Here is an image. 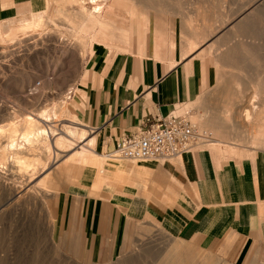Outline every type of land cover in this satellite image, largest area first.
I'll use <instances>...</instances> for the list:
<instances>
[{"label":"rangeland","instance_id":"rangeland-1","mask_svg":"<svg viewBox=\"0 0 264 264\" xmlns=\"http://www.w3.org/2000/svg\"><path fill=\"white\" fill-rule=\"evenodd\" d=\"M98 3L45 0L41 10L0 21V128L18 130L11 138L0 134V152L11 154L0 160V264H264V256L256 254L243 262L227 261L195 242L172 236L154 219H125L112 254L97 252L106 251V243L98 248L90 240L91 247H86L85 239L59 227L60 194L67 192L81 168L93 162L66 161L77 150L80 134L90 135L83 126L77 83L95 61L129 50L133 31H141L153 13L193 16L188 25L204 41L220 25L204 51L213 57L217 82L179 112H190L201 130L210 133L202 147L224 157L264 151V0H104L103 25L85 23ZM60 37L67 40L62 43ZM68 41L75 45L71 51ZM187 41L192 45V39ZM201 105V118L211 119L206 126L195 119ZM247 110L252 112L249 120ZM30 118L31 124H39L33 125L36 133L47 125L43 145L40 142L33 150L24 137ZM217 129L229 143L217 146L211 141L220 137ZM225 147L234 154H223L220 149ZM14 153L36 160L38 169L18 166Z\"/></svg>","mask_w":264,"mask_h":264},{"label":"crops","instance_id":"crops-1","mask_svg":"<svg viewBox=\"0 0 264 264\" xmlns=\"http://www.w3.org/2000/svg\"><path fill=\"white\" fill-rule=\"evenodd\" d=\"M42 3L45 0H0V21L41 10ZM148 18L141 31H133L129 50L95 61L77 83L83 126L90 132L88 137L85 131L80 134L78 147L89 149L100 170L92 163L83 165L67 192L60 194L58 225L72 237L85 239L86 247H91L90 240L98 248L106 243L107 250L98 253L114 252L121 224L132 218L154 219L172 236L233 263L253 254L263 257L264 151L224 157L200 146L177 158L140 161L110 155L120 138L157 116L179 113L217 82L213 57L204 51L211 36L220 32L219 24L204 41L188 25L193 16L163 12ZM201 108L195 119L206 126L211 119L201 118ZM218 133L212 142L229 143ZM220 151L234 154L228 147Z\"/></svg>","mask_w":264,"mask_h":264},{"label":"built area","instance_id":"built-area-1","mask_svg":"<svg viewBox=\"0 0 264 264\" xmlns=\"http://www.w3.org/2000/svg\"><path fill=\"white\" fill-rule=\"evenodd\" d=\"M189 113L157 116L148 126L120 138L110 155L134 161L148 158L165 160L203 146L210 133L202 131Z\"/></svg>","mask_w":264,"mask_h":264},{"label":"bare ground","instance_id":"bare-ground-1","mask_svg":"<svg viewBox=\"0 0 264 264\" xmlns=\"http://www.w3.org/2000/svg\"><path fill=\"white\" fill-rule=\"evenodd\" d=\"M50 1V0H49ZM87 1H89L91 4L92 3H98V2H100V3H98L96 6H95V9H94V13H89V15L85 18V20H83V21H85V23H87L86 21H93V23L95 24V25H93V26H97V25H103V23H102V20H101V13H102V9H103V1L104 0H79V3H81V4H83V5H85V4H87ZM107 1V0H106ZM105 4V3H104ZM140 6V5H139ZM84 7V6H83ZM93 8V7H92ZM85 10V9H84ZM91 10V9H90ZM88 11V10H87ZM86 12V11H85ZM83 15V14H82ZM84 16H86V14L84 15ZM74 19V18H73ZM88 24V23H87ZM92 24V23H91ZM107 24V23H106ZM39 25V24H38ZM108 25V24H107ZM80 26V25H79ZM90 26V25H89ZM83 27H85V25L83 26ZM107 27V26H106ZM110 27V26H109ZM114 27V26H113ZM34 28V27H33ZM80 28V27H79ZM97 28V27H96ZM31 29V28H30ZM20 30V29H19ZM19 30H18V32H19ZM84 30V32H85V29H83ZM93 31V30H92ZM17 32V31H16ZM83 32V33H84ZM95 32V31H94ZM21 33V32H20ZM90 34V33H89ZM92 34V33H91ZM16 34H14V36H15ZM48 36V35H47ZM51 36V35H50ZM49 36V37H50ZM20 37V36H19ZM84 38H85V35L83 36ZM205 37V36H204ZM51 38H52V36H51ZM53 39V38H52ZM86 39V38H85ZM67 40V38H61L60 37V41L63 43V42H65ZM80 40V39H79ZM78 40V41H79ZM92 42V41H91ZM67 43V42H66ZM88 43V42H87ZM65 44V43H64ZM74 45V43H72V42H70V41H68V44H67V46H68V48L67 49H69L70 50V48L71 47H73V45ZM78 44H80V43H78ZM90 44V43H89ZM95 44V43H94ZM72 45V46H71ZM91 45V44H90ZM75 46V45H74ZM78 47V46H77ZM91 47V46H90ZM84 48V47H83ZM72 50H76V49H72ZM71 51V50H70ZM81 51V50H80ZM217 55V54H216ZM253 85V84H252ZM33 92V91H32ZM257 92H259V91H257ZM256 93V92H255ZM57 108V107H56ZM256 114V113H255ZM251 115H252V112H250L249 111V113H248V110H247V113H245V118L247 119V120H249V119H251ZM257 115V114H256ZM260 115V114H259ZM54 119V118H53ZM52 119V120H53ZM257 119V118H256ZM48 120H50L49 118H48ZM255 121V120H254ZM26 122H27V120H26ZM31 122L33 123L34 121H33V119L32 118H30L29 119V123L27 122L26 124H25V126L27 125V124H29L28 125V127L25 129L26 131H25V134H24V137H25V139H26V142H28V145H29V147L33 150V148H35V147H39V145L38 144H40V142L42 141V136H45L46 135V130H45V127L47 126H44V128H38L37 129V133H36V127L39 125L38 123V125L36 124V122L34 123V124H31ZM47 122V121H46ZM51 122V121H50ZM49 123V122H48ZM255 124V123H254ZM33 125H35L36 127L34 128L33 127ZM13 126V125H12ZM2 128V127H1ZM0 128V134H4V133H8L9 135L8 136H10V138L11 137H13V134L14 133H17L16 131H18V130H16V128L15 127H10L8 130H6V132L5 131H3L2 129L4 128H2L1 129ZM48 128V127H47ZM218 128V127H217ZM49 129V128H48ZM215 129V128H214ZM219 129V128H218ZM218 129L216 130L217 132H219L218 131ZM49 133H50V131H49ZM48 133V134H49ZM258 133V132H257ZM70 134V133H69ZM72 134V133H71ZM219 134V133H218ZM221 135V134H220ZM78 137V136H77ZM45 138V137H44ZM79 138V137H78ZM74 139V138H73ZM47 140V139H46ZM64 140V139H63ZM76 142H77V140H75ZM12 142H14V141H12ZM64 142V141H63ZM48 143V142H47ZM65 143V142H64ZM63 143V144H64ZM74 143V142H73ZM75 144V143H74ZM43 144H42V142H41V146H42ZM56 145H57V143H56ZM71 145V144H70ZM78 145V144H77ZM83 144H81L79 147L77 146V148H75V149H77V152L76 153H74V154H69V155H67V161L68 162H70V163H72V162H75V163H78L79 161H81L82 163L83 162H85L86 164L88 163V162H90V160H93L92 159V155H91V152H89L88 150H86L84 147H81ZM85 145V144H84ZM59 146V145H58ZM60 146H63V145H60ZM14 147V146H13ZM13 147L11 148V150H14L13 149ZM25 147V146H24ZM44 147H45V145H44ZM43 147V148H44ZM51 147V146H50ZM49 147V148H50ZM71 147H72V145H71ZM23 148V147H22ZM27 148V147H26ZM36 148V149H37ZM20 150H21V148H19ZM25 149V148H24ZM36 149H34L35 151H36ZM46 149V148H45ZM51 149V148H50ZM49 149V150H50ZM72 149V148H71ZM4 150V149H3ZM10 150V149H9ZM10 150V151H11ZM27 150V149H26ZM38 150V149H37ZM74 150V149H73ZM5 151V150H4ZM16 151H19L18 150V148L16 149ZM29 151H30V149H29ZM92 151V150H91ZM28 152V151H27ZM33 152V151H32ZM31 152V153H32ZM39 152V151H38ZM47 152V151H46ZM52 152V151H51ZM1 153V152H0ZM7 153H8V151H7ZM7 153L6 152H3V153H1L0 154V160H2L3 161V159H5L6 160V157H8V156H11V154L10 155H8L7 156ZM12 153V152H11ZM17 153V152H16ZM49 153V152H48ZM73 153V152H72ZM15 154V153H14ZM96 154V153H95ZM16 155V154H15ZM17 155H19V154H17ZM15 156V162H16V164L18 163V166H19V164L21 165V166H23V167H25V168H28V169H31V168H35L34 166H36L37 165V163L35 164V161L36 160H34V161H31V160H28L27 159V157H21V155L20 156ZM60 155V154H59ZM58 156V155H57ZM103 156V155H102ZM101 156V157H102ZM12 157H14V156H12ZM49 157H51L50 155H49ZM54 157V156H53ZM52 157V158H53ZM60 157V156H59ZM100 157V158H101ZM94 158H95V156H94ZM102 159V158H101ZM100 159V160H101ZM104 159V158H103ZM60 161V160H59ZM99 161V160H98ZM52 162H53V159H52ZM81 162H79V163H81ZM102 162H103V160H102ZM13 163H14V161H13ZM99 163V162H98ZM104 163V162H103ZM91 164V163H90ZM102 164V163H101ZM51 165V164H50ZM91 165H93V163L91 164ZM21 166H20V168H21ZM52 166H54V165H52ZM101 166V165H100ZM19 168V169H20ZM25 168H24V170H25ZM36 168H37V166H36ZM23 169V168H22ZM27 169V170H28ZM38 169V168H37ZM36 169V171H38ZM51 169V168H50ZM21 170V169H20ZM49 170V169H48ZM47 170V171H48ZM33 171V170H32ZM35 171V170H34ZM31 172V171H30ZM34 173V172H33ZM36 173V172H35ZM39 173V172H38ZM42 174V173H41ZM23 175V174H22ZM25 176H28V175H25ZM47 177H46V181H48V179H49V177L50 176H48V175H46ZM40 177V176H39ZM28 179H30V178H28ZM27 179V180H28ZM24 184V183H23ZM28 185H30V184H28ZM33 189V188H32ZM31 191V190H30ZM8 196V195H7Z\"/></svg>","mask_w":264,"mask_h":264}]
</instances>
